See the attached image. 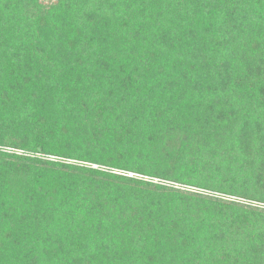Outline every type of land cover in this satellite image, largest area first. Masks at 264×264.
Returning a JSON list of instances; mask_svg holds the SVG:
<instances>
[{"label": "trees", "instance_id": "1", "mask_svg": "<svg viewBox=\"0 0 264 264\" xmlns=\"http://www.w3.org/2000/svg\"><path fill=\"white\" fill-rule=\"evenodd\" d=\"M0 147V264H264V0H0Z\"/></svg>", "mask_w": 264, "mask_h": 264}, {"label": "rangeland", "instance_id": "2", "mask_svg": "<svg viewBox=\"0 0 264 264\" xmlns=\"http://www.w3.org/2000/svg\"><path fill=\"white\" fill-rule=\"evenodd\" d=\"M0 151L1 152H3V153H14L15 151H13V149H9V148H7V147H0ZM14 154H17L18 155V153H14ZM185 188H184V190L188 193H193V194H197V192L199 193L200 191L199 190H197V189H195V188H193V187H186V186H184ZM228 200H230V198H227ZM258 207H262V208H264V205H262V204H259L258 205Z\"/></svg>", "mask_w": 264, "mask_h": 264}]
</instances>
